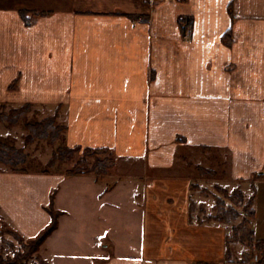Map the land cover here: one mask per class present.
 <instances>
[{"label":"crops","instance_id":"1","mask_svg":"<svg viewBox=\"0 0 264 264\" xmlns=\"http://www.w3.org/2000/svg\"><path fill=\"white\" fill-rule=\"evenodd\" d=\"M27 102L58 110L66 146L115 160L103 174L0 162V216L24 237L55 192L48 264H264L226 259L197 175L253 182L264 241V0H0V105Z\"/></svg>","mask_w":264,"mask_h":264},{"label":"rangeland","instance_id":"2","mask_svg":"<svg viewBox=\"0 0 264 264\" xmlns=\"http://www.w3.org/2000/svg\"><path fill=\"white\" fill-rule=\"evenodd\" d=\"M12 109V107L6 104H1L0 114H8L10 113V111H12ZM53 111L54 108L52 107V105L40 104L36 107L32 105V107L26 111L25 116L19 120V122L17 123L18 126L12 129V131L9 132L11 134H9L6 138L4 134L7 133V129H9L10 125H8L6 121L0 120V142H6L18 148H24L25 153H27L28 155L26 164L21 166L19 170H13L10 166L9 168L13 171H39L43 173H74L75 170L76 172L80 173L83 169L94 171L92 165L95 163V161H97L98 159L109 157L108 154H91V152L84 149H78L77 151H74L70 159L68 158L65 160H56L54 161V164L51 165V162L49 161L53 158V154H55L58 150H61L62 153H65L66 151L64 148L61 149L62 147L66 146V142L64 141V139H61L63 136H61V138L55 143H51L50 140L45 138L36 139L31 143L26 142V137L29 134V129L26 127V124L28 122L41 121L49 117V115ZM56 114H58V110ZM77 162H79L78 165ZM200 164L207 165L206 161L204 160H201ZM192 167L194 168V170L195 168L197 169L195 163L192 164ZM223 167L224 166L220 165L217 169L214 168V170L211 168H209V170L202 168L201 170L204 173H199L196 170L197 175L206 176L207 180L205 179V183L203 182L204 186L200 187V193L204 196L209 197V208L212 212V215H203V211H199V213L200 216H202L201 219H216L218 221L224 222L228 226L229 243L227 245V253L230 254L231 258L236 257V259L239 260H245V258L252 259L256 256L257 253H259V251H257L258 249H256L255 246L257 243L255 242V232L252 233V223L255 216L253 215L255 200L252 202L251 200L253 199L254 192H256L255 185L253 184V182L250 184L251 192L248 190L249 186L247 185L246 191L248 193H245L242 188H239L241 184L240 182H238L239 186L236 188H234L233 186L225 187L221 184L219 185V183H221L222 181L221 179L216 183L214 182V180H209V178H207V174L209 175V177L217 176L216 178H219L218 176L220 175V177H223V174H219L220 170H222ZM210 178L212 179L213 177ZM236 182L237 181H234L233 184H235ZM201 189H203V191H201ZM54 193L55 192H53L52 195H54ZM218 200H220V202ZM50 203L51 197L49 204L46 206V209L49 213V207H51ZM54 209L55 211H58L55 207ZM222 218L226 221L220 220ZM15 232L19 233L11 224L8 223V221L4 217L0 216V264H48L39 252L41 245L37 251H33L31 248H27V246L30 247L31 241L37 238L39 233L35 237L26 238L20 233L17 234Z\"/></svg>","mask_w":264,"mask_h":264},{"label":"trees","instance_id":"3","mask_svg":"<svg viewBox=\"0 0 264 264\" xmlns=\"http://www.w3.org/2000/svg\"><path fill=\"white\" fill-rule=\"evenodd\" d=\"M32 105L33 104L31 102H27L21 105L20 107L13 108L12 111H10V113L8 114L6 113L0 114L1 115L0 120L6 121L10 126H14L19 122L21 118L25 116L26 111L29 110L32 107ZM57 116L58 114H54L38 122H28L26 124V127L29 129V134L26 137V142L31 143L34 142L36 139H43V138L50 140L51 143L52 142L55 143L57 140H59L61 136H63V133L66 130V126L57 123ZM63 148L66 150L65 153H62L61 150H58L55 154H53V158L49 161L51 162V165L54 164V161L56 160H65L68 158L70 159L74 151H77L78 149L79 150L84 149L86 151L91 152V154L92 153L98 155L108 154V149L106 148H92V147L83 148L80 146H75V147L65 146L62 147L61 149ZM27 159H28V155L27 153H25L24 148H18L6 142H0V162H2L3 164L12 167L13 170H19L21 166L26 164ZM81 163H82V159H81ZM78 164L79 162H77V165ZM94 164L92 165L93 170L96 171L98 174H103L114 168L115 160L111 157H105L103 159H98L97 161H95ZM89 171L91 170H86V169L82 170V172H89ZM74 173H78V172H76L75 170ZM201 191H203V189H201ZM254 198H255V192L251 202L254 201ZM218 201L220 202V200ZM50 205L53 208L52 209L51 207H49L52 216L51 222L39 232L37 238L31 241L30 247L27 246V248H31L33 251H37L40 245L49 236V234L57 227L59 211H55L54 209V195H51ZM253 215H254V210H253ZM220 220L226 221L223 218ZM227 243H229V239H227ZM255 246L256 249H258L257 251H259V253L257 254L261 256L262 253L260 252L264 251V241L263 240L258 241ZM230 258H231L230 254L227 253L226 259H230ZM263 259L264 257L262 256L261 260Z\"/></svg>","mask_w":264,"mask_h":264}]
</instances>
